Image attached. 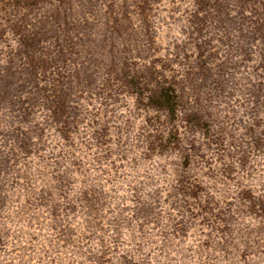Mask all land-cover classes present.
<instances>
[{
    "label": "rangeland",
    "instance_id": "374dc122",
    "mask_svg": "<svg viewBox=\"0 0 264 264\" xmlns=\"http://www.w3.org/2000/svg\"><path fill=\"white\" fill-rule=\"evenodd\" d=\"M0 264H264V0H0Z\"/></svg>",
    "mask_w": 264,
    "mask_h": 264
}]
</instances>
